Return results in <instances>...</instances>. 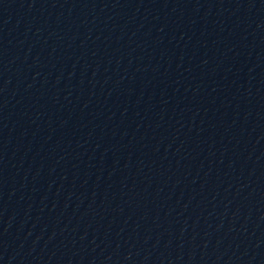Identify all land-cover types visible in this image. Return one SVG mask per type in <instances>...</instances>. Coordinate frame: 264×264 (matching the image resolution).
<instances>
[{"label":"water","instance_id":"1","mask_svg":"<svg viewBox=\"0 0 264 264\" xmlns=\"http://www.w3.org/2000/svg\"><path fill=\"white\" fill-rule=\"evenodd\" d=\"M0 264H264V0H0Z\"/></svg>","mask_w":264,"mask_h":264}]
</instances>
